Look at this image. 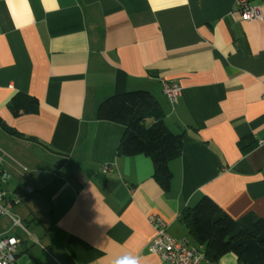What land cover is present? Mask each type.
Returning <instances> with one entry per match:
<instances>
[{
	"label": "crops",
	"instance_id": "0c3cea01",
	"mask_svg": "<svg viewBox=\"0 0 264 264\" xmlns=\"http://www.w3.org/2000/svg\"><path fill=\"white\" fill-rule=\"evenodd\" d=\"M251 1L262 19L236 0H0V171L10 191L32 189L12 208L29 234L0 227L20 239L15 264H164L147 249L150 214L204 250L181 218L202 196L264 218V0ZM164 81L181 87L174 103ZM133 90L162 110L146 125L183 132L167 189L149 156L118 154L125 126L97 117ZM18 91L36 113L11 112Z\"/></svg>",
	"mask_w": 264,
	"mask_h": 264
},
{
	"label": "trees",
	"instance_id": "16d2710c",
	"mask_svg": "<svg viewBox=\"0 0 264 264\" xmlns=\"http://www.w3.org/2000/svg\"><path fill=\"white\" fill-rule=\"evenodd\" d=\"M10 102L14 115L36 113L39 107L36 97L22 91L16 92ZM161 115L160 106L145 90L113 94L97 108L98 119L125 126L118 154L149 156L155 179L167 189L171 180L168 163L181 153L183 132L169 130L162 120L146 125L147 117L160 118ZM181 218L194 238L204 245V254L209 260L216 261L231 252L242 264H264V218L248 213L235 220L208 196H202L192 207L185 208Z\"/></svg>",
	"mask_w": 264,
	"mask_h": 264
},
{
	"label": "built area",
	"instance_id": "2783aa9c",
	"mask_svg": "<svg viewBox=\"0 0 264 264\" xmlns=\"http://www.w3.org/2000/svg\"><path fill=\"white\" fill-rule=\"evenodd\" d=\"M236 5L243 20L262 19L259 6L251 0H236ZM180 91L181 87L178 83L163 82V93L170 102L176 101ZM3 155L7 154L0 149V164ZM107 169L108 166H104V170ZM8 181L9 175L0 171V218L7 217L10 220L11 229L20 226L28 233L22 225L21 219L12 213V208L32 193V189L24 186L10 191L6 187ZM147 220L154 231L153 237L148 241L147 249L150 253L157 254L164 264H218L205 256L202 246H189L185 239L176 240L173 238L167 232V223L161 216L150 214ZM19 243L18 237L5 232L0 233V264H15V252Z\"/></svg>",
	"mask_w": 264,
	"mask_h": 264
},
{
	"label": "rangeland",
	"instance_id": "374dc122",
	"mask_svg": "<svg viewBox=\"0 0 264 264\" xmlns=\"http://www.w3.org/2000/svg\"><path fill=\"white\" fill-rule=\"evenodd\" d=\"M12 213L15 215V216H17V217H19L20 218V216L18 215V214H16V211L13 209L12 210ZM21 223H22V225H24L25 226V224H24V222L21 220ZM0 227H6V228H11V223H10V220L7 218V217H2L1 218V220H0ZM19 230V231H18ZM12 233H15L17 236H19V235H21L22 234V229H21V227L20 226H17V227H13L12 228ZM23 234H24V232H23ZM26 234V233H25ZM27 234H29V233H27ZM26 234V235H27Z\"/></svg>",
	"mask_w": 264,
	"mask_h": 264
},
{
	"label": "clouds",
	"instance_id": "9594fccd",
	"mask_svg": "<svg viewBox=\"0 0 264 264\" xmlns=\"http://www.w3.org/2000/svg\"><path fill=\"white\" fill-rule=\"evenodd\" d=\"M120 264H138V261H136V260H124V261H121Z\"/></svg>",
	"mask_w": 264,
	"mask_h": 264
}]
</instances>
